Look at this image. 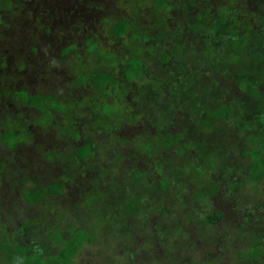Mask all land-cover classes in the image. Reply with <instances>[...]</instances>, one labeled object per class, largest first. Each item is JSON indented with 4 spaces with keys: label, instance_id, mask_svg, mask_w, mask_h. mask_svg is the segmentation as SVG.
<instances>
[{
    "label": "rangeland",
    "instance_id": "rangeland-1",
    "mask_svg": "<svg viewBox=\"0 0 264 264\" xmlns=\"http://www.w3.org/2000/svg\"><path fill=\"white\" fill-rule=\"evenodd\" d=\"M166 1L167 6L158 0H0V264H14L8 255L17 246L55 264L53 258L76 229L83 240L65 264H264V175L252 180L246 174L252 153L264 156V135L249 132L239 117L227 122L213 117L218 106L211 92L200 95L190 114L171 118L163 108L165 98L150 85L152 74L168 75L172 67L181 75L197 71L190 52L220 41L221 31L246 39L248 24L214 16L234 11L253 30L264 21V0ZM119 20L127 27L116 36ZM131 58L142 73L125 80L122 68ZM247 61L236 55L228 60L234 67ZM96 73L114 80L104 84L103 94L92 80ZM210 73L209 68L199 72L203 82L217 83L230 114L238 108L246 120L253 112L248 104L229 105L245 91L240 88L244 83L253 87L246 91L249 104L264 112V84L232 74L216 79ZM97 120L103 128L94 135ZM9 132L15 136L7 140ZM168 135L180 138L172 150L165 144ZM199 137L213 154L211 161L207 158L212 170L202 157L203 164L185 173L181 167L200 160L194 152ZM162 138L165 145L147 151L146 145ZM82 146L87 150L77 163L72 158L80 157ZM49 150L54 154L47 155ZM156 158L175 166L183 191L193 190L191 207L187 197L184 206L177 199L181 190L175 185L162 191L155 173L126 199H140L132 217L123 200L110 214L87 197L105 189L107 181L121 180L126 167L143 170ZM197 168L202 175L194 174ZM55 181L64 187L49 194L47 186ZM207 186L214 190L205 195ZM214 210L224 213L222 221L203 225L197 219ZM119 212L123 220L117 221Z\"/></svg>",
    "mask_w": 264,
    "mask_h": 264
},
{
    "label": "trees",
    "instance_id": "trees-1",
    "mask_svg": "<svg viewBox=\"0 0 264 264\" xmlns=\"http://www.w3.org/2000/svg\"><path fill=\"white\" fill-rule=\"evenodd\" d=\"M158 4H160L161 6H167V1L158 0ZM228 16L231 17L233 21L235 22V24H237L238 26L242 23L248 24L247 29L250 34H248V37L246 39H244L240 34L236 33L235 31L233 32L221 31L220 34L218 35V37L221 39L220 41L218 40L219 42L216 41L215 44H212V42H210V45L208 44L204 46L203 48H200L201 50L197 52L195 51L193 53L190 52L191 54H193L192 55L193 60H194L193 65H195V69H197V71L189 70L187 71L186 75H181L177 73V69L172 67L170 68L168 75H162L159 77L156 75V73L154 75L152 74V77L154 78L153 79L154 82L151 83L150 85L153 86L154 88L151 91H158V95H160V98H165V100L162 102L164 105L163 108L168 109L167 112L171 118L178 117L177 114L181 116L190 114L189 112H191L193 109L199 106L198 102L201 99L200 95L203 94L202 96H204L205 93L211 92L212 96L214 97L213 99L218 106L214 109L213 117H222L223 122L224 121L227 122L229 118L232 116L239 117V123L245 125L244 126L245 129H247L249 132L251 131L255 132L257 135L263 137L264 135V131L262 130V128L264 127L263 108L256 106L255 103L249 104V102L251 101L248 100V97H247L248 94H246V91L252 92L253 90L252 86H249V87L247 86L246 88L245 87L246 83H244L243 86L240 88L244 89L245 91L244 92L240 91V93L236 92L237 94L234 93L235 97H237L236 101L231 102L232 104L229 103L230 107H232V105L237 104L241 107H249L248 105H250V107L253 108V112L250 113V117L245 120L244 114L238 108L237 109L231 108L233 112L230 114L229 112L230 110H227V105L221 102V97H220L221 93L218 94L217 83L215 81L213 82L212 79L210 80V83L213 82L214 85L216 84V86L212 89L210 87V83L203 82L201 79L202 74H199L200 69L209 68L212 72L210 74L212 75L213 73L216 74L214 75L216 77H213L216 79L218 76L232 74L234 75L236 80L243 78L245 82H247V80L250 79V80H253V82L264 84V60H261V56H260L261 54H264V21L258 20V24L256 25L257 28L256 29L254 28L252 30V28L249 26V20L242 19V18L241 20L240 18L235 17L234 11L232 14L230 13L228 15H221L219 17L218 15H216L214 16V19L216 21H221L224 19V17L227 19ZM239 19L241 20V22H239ZM126 27H127V24L125 20L116 21L114 24L113 33L116 36H121L123 32L125 31ZM182 28H187V27L184 26ZM179 40H182L181 37L179 38ZM188 49L189 48H187V50ZM63 52L66 53L67 51L65 50ZM233 55L237 56L238 61H245V60H248V61L245 63H240V65H238L237 67H234L233 63L228 62V60L231 59V56ZM164 58L166 59L167 55H165ZM122 72L124 74L125 80L135 78L140 73H142L141 68L138 67V63L133 58L129 59L126 62L125 66L122 68ZM91 77L94 83H96V86L99 85V88L101 89L100 94H103V92L105 91V89H103L104 84L111 85L113 84V81H114L112 76L106 73H96L95 75H92ZM165 81L175 82V85L173 86L174 87L177 86L178 88H174L173 86H167L165 84ZM137 92L139 95L142 94V91L140 89H137ZM24 96H27V95L24 94ZM27 98L31 99V101L33 100L37 101L40 99L37 95H30L29 97L27 96ZM189 105L191 108L192 107L193 108L191 109ZM55 108L59 109V107H55ZM108 110L110 109H104V110L101 109V112L108 113ZM201 116H202V113H201ZM201 116H199V119L201 118ZM241 118H243L244 120ZM252 125L254 126L253 128H252ZM92 127L95 132L94 135L97 134L98 130L102 131L101 128H103L100 126V123L98 122V120L93 124ZM106 130L107 128L103 132H105ZM13 135L14 134H12V132H9L5 134V137L7 138V140H9L10 138L13 137ZM168 138H169V141H165V144L167 146H170L169 150H172L173 145L177 146L176 142H178L177 140L178 139L180 140V138L173 140V138L170 137V135H168ZM86 140L88 142L89 141L92 142L91 136L87 137ZM204 140L205 139L203 137H199V140H198L199 142L197 141L198 144L196 143L197 147L194 151L196 158H199L200 160L194 159L191 161L192 165L186 164L183 166V168L180 166L182 170L184 169L185 173H188L190 170L193 171L194 169L193 167H195V164L200 163V161L203 164L204 161L202 157L206 158V161H208V159L211 161V157L213 156V154L209 155L210 151L207 152L208 148L204 146L205 143L203 145L201 144L202 142H204ZM188 142H191V141H188ZM161 143L164 144L163 138L158 141L152 140L151 143L145 146V148L147 149V151H150L152 147L153 148L152 151H153V150H156L157 147L161 145ZM92 144L97 145L98 143L93 141ZM96 145L94 146L97 148L98 146ZM51 149L53 148L51 147ZM85 150H87L86 146L80 148V152H81L80 157L78 158L73 157L72 159H74L75 162L80 163L81 162L80 159L84 157V155L82 156V154ZM179 150H180L179 148H176L173 152H171L170 158L173 159L174 156L178 154ZM165 151H167V147ZM211 153H212V150H211ZM51 154H54V152L49 150V152H47V155L51 156ZM260 154L261 153L259 151L257 152L254 151L252 153V157H251L252 163L251 165L247 166V173H246L249 179L258 180L261 178V176L264 175V156ZM185 156L187 155L183 151L182 158L184 159ZM49 158L50 157H48V159ZM210 161H208V163L206 164L207 165L206 168H208V170H212V167H210L211 166ZM159 162L161 164H158ZM147 168H149L150 170ZM124 170H125V173L121 176L122 177L121 180L120 179L118 180V177L114 176L117 178H113L112 180L107 181V183H105L106 184L105 189H97V191H94L93 194L87 195V197L90 196L93 200L98 201L101 205L102 210L107 211L106 213L109 212L111 214L110 211L115 210V209L117 210L116 203L118 201L123 200L125 201L126 213L132 217L137 212L136 206L139 204L138 200L140 199H138V197L135 199L133 197L132 199H129V200H126V199H128L129 196H132V195L135 196L134 190H136L137 186L144 185L143 181H145L147 178L151 176H154V173L156 175L161 176L160 179L158 180L155 179V182L159 185L162 191L165 190L169 184L175 185L174 189L176 191L181 190L180 192L181 196L177 197V199H179V201L182 200L183 206L186 205L185 202H187V199H189V201L187 202L188 203L187 205L191 207L192 205L191 201L193 200L191 192L193 190L192 191L188 190L189 192H187V190L183 191V189H181L182 187L180 185L181 181L176 177V174H178V171H176L175 166L170 167L169 163L166 162V160H163V159L159 160L158 158H156V160H154L153 163L147 165V167H145V169L143 170H140L137 167L136 168L126 167ZM197 170L198 172H194V174L199 175V176L201 172L203 174V171H201L202 169L200 170L197 168ZM63 187H64V183L55 181L54 183L47 186V191L49 194H57L62 190ZM204 190H205L204 194L207 195L209 194V192H211V190H214V189L210 186H207V187H204ZM204 194L201 197L202 201L205 200ZM85 198L86 197L82 199L84 200ZM82 199L81 201L83 202ZM194 199H200V196L195 194ZM101 203L104 204V206H102ZM203 214L204 215H199V218H197L201 223L203 222V225L213 224V223L222 221L224 218V213L220 210H214V211H210V212L203 213ZM187 217L192 218L193 217L192 213H190V215ZM119 219L123 220V217L120 212L118 213L117 221ZM126 225L128 224L126 223ZM72 232L75 233V237H72L70 240L66 242L65 245L59 248L58 254L56 255L55 258H53V261L55 262V264L68 263L70 259L72 258V256L75 254V250L78 244L82 242L83 240L82 231L76 229L75 231H72ZM8 257L10 259V262L14 264H46L43 261H41L39 257H37V254L35 251L29 254H25V247H22V246H17L16 249L14 248L12 252L8 255Z\"/></svg>",
    "mask_w": 264,
    "mask_h": 264
},
{
    "label": "flooded vegetation",
    "instance_id": "flooded-vegetation-1",
    "mask_svg": "<svg viewBox=\"0 0 264 264\" xmlns=\"http://www.w3.org/2000/svg\"><path fill=\"white\" fill-rule=\"evenodd\" d=\"M82 147H84V146H82ZM82 147H79L78 149L80 150V148H82Z\"/></svg>",
    "mask_w": 264,
    "mask_h": 264
}]
</instances>
